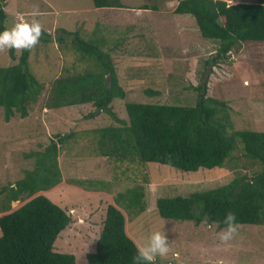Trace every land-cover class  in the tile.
<instances>
[{
  "label": "rangeland",
  "instance_id": "1",
  "mask_svg": "<svg viewBox=\"0 0 264 264\" xmlns=\"http://www.w3.org/2000/svg\"><path fill=\"white\" fill-rule=\"evenodd\" d=\"M125 7H96L93 0H7L6 25L36 19L51 34L50 43H39L30 50V71L45 88L29 114L13 115L6 120L0 106V215L9 190L29 170L41 164L43 151L58 134L75 133L60 146L59 165L62 182L34 194H44L65 208L72 222L55 241V250L75 254L77 264H89L87 254L94 252L103 228L106 210L114 204L120 191L143 185L145 210L129 201L120 204L126 216V230L138 246L155 231L165 233L170 244L166 257L156 264H264V224H240L234 237L222 242L217 223L195 224L163 218L157 210V199L177 194L188 195L231 181L238 170L251 174L261 166L234 153L225 167L183 171L158 162L119 161L99 155L96 129L119 125L109 114L96 110L92 103L49 108L47 102L55 78L74 69L82 73L94 67L95 60L82 58L67 36L57 41L62 29L79 32L103 50L112 54L125 98H116L112 107L128 121L127 101L194 105L207 83V95L225 100L230 107L234 129L264 130V41H245L235 45L226 58H217L219 43L202 36L191 14L174 11L175 0L155 1L159 9L139 6L151 0H121ZM228 4L256 0H226ZM137 8V9H135ZM38 15L33 17V10ZM146 9V10H145ZM22 52H0V66H9ZM155 91L154 93L149 90ZM91 116V113H94ZM233 164V165H232ZM40 168V169H39ZM35 168L40 174L42 167ZM84 180V184L71 180ZM106 181L105 185L97 184ZM31 197L12 202L16 209ZM128 202V201H127ZM10 210V211H11ZM1 234V231H0Z\"/></svg>",
  "mask_w": 264,
  "mask_h": 264
},
{
  "label": "trees",
  "instance_id": "2",
  "mask_svg": "<svg viewBox=\"0 0 264 264\" xmlns=\"http://www.w3.org/2000/svg\"><path fill=\"white\" fill-rule=\"evenodd\" d=\"M6 1L0 0V32L12 28L5 24ZM93 1L96 7H125L121 0ZM155 1L159 0H151L154 4L146 3L144 8L158 10ZM174 11L193 15L202 36L218 41V59L226 58L242 42L264 41V0L236 4L226 0H179ZM67 36L72 37L82 58L93 59L96 65L82 73L65 69L51 85L47 107L92 103L96 110L115 119L119 125L96 129L99 155L197 171L225 167L231 160L236 166L234 153L242 150L246 158L261 166L250 175L238 170L231 181L217 187L159 197L160 216L190 220L197 225L217 223L220 228H227L225 216L233 213L237 228L240 224H264V130L234 129L229 104L208 96L207 83L199 85L194 105L127 101L128 121L123 120L112 107L114 99L127 95L112 54L79 32L67 29L56 37L61 47ZM40 39L47 44L53 41L44 29ZM10 56L16 59L15 49H10ZM29 58L30 50H23L14 64L0 66V106L6 120L15 114L28 116L30 105L36 103L45 88L46 79L41 81L30 71ZM74 136V132L58 134L57 141L53 139L43 151H38L42 163L35 168L41 166V173L37 174L35 168L29 170L7 193V204L1 212H9L0 215V264H77L75 254L55 250L57 237L72 222L71 214L44 194L34 196L62 181L59 144L64 145ZM71 182L84 184V180ZM96 183L105 185L106 181ZM31 196L11 210L13 201ZM144 197L140 184L117 194L116 203L107 207L96 249L87 254L89 264H136L133 258L138 245L126 230L127 219L119 203L129 206L130 201L141 213L146 208Z\"/></svg>",
  "mask_w": 264,
  "mask_h": 264
},
{
  "label": "clouds",
  "instance_id": "3",
  "mask_svg": "<svg viewBox=\"0 0 264 264\" xmlns=\"http://www.w3.org/2000/svg\"><path fill=\"white\" fill-rule=\"evenodd\" d=\"M32 15L33 17L38 15V10L34 9ZM41 35L42 26L36 19H33L31 23H16L11 29H5L0 32V52L10 49H15L18 52L31 50L39 43ZM235 219L236 217L233 213H228L225 216L224 223L227 228L217 234L220 241L227 242L234 237L237 231ZM169 252L170 244L165 233L155 231L151 233L142 245L137 247V255L133 259L136 264H141V262L155 264L157 256L163 258Z\"/></svg>",
  "mask_w": 264,
  "mask_h": 264
},
{
  "label": "crops",
  "instance_id": "4",
  "mask_svg": "<svg viewBox=\"0 0 264 264\" xmlns=\"http://www.w3.org/2000/svg\"><path fill=\"white\" fill-rule=\"evenodd\" d=\"M175 1H177V2H179V0H175ZM178 4V3H177ZM141 7H143L144 8V6H139V7H137V8H139L138 10H136V11H138V12H140L139 10H143V8L141 9ZM137 8H135V9H137ZM146 10V9H145ZM148 10V9H147ZM62 182V181H61ZM129 234V233H128Z\"/></svg>",
  "mask_w": 264,
  "mask_h": 264
}]
</instances>
